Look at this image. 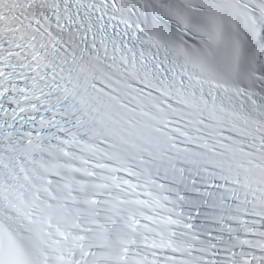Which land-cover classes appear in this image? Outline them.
<instances>
[{
	"label": "snow or ice",
	"instance_id": "6c2138e0",
	"mask_svg": "<svg viewBox=\"0 0 264 264\" xmlns=\"http://www.w3.org/2000/svg\"><path fill=\"white\" fill-rule=\"evenodd\" d=\"M0 264H264V0H0Z\"/></svg>",
	"mask_w": 264,
	"mask_h": 264
}]
</instances>
